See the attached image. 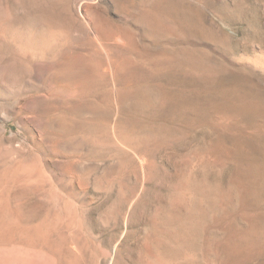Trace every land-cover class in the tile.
Returning a JSON list of instances; mask_svg holds the SVG:
<instances>
[{
    "label": "rangeland",
    "instance_id": "rangeland-1",
    "mask_svg": "<svg viewBox=\"0 0 264 264\" xmlns=\"http://www.w3.org/2000/svg\"><path fill=\"white\" fill-rule=\"evenodd\" d=\"M0 175V264H264V0H0Z\"/></svg>",
    "mask_w": 264,
    "mask_h": 264
},
{
    "label": "bare ground",
    "instance_id": "bare-ground-1",
    "mask_svg": "<svg viewBox=\"0 0 264 264\" xmlns=\"http://www.w3.org/2000/svg\"><path fill=\"white\" fill-rule=\"evenodd\" d=\"M1 176V175H0ZM9 203V202H8ZM4 215H5V213H4ZM2 216V214L0 215V223H2V224H5V223H7V221H6V219H7V216ZM8 220V219H7Z\"/></svg>",
    "mask_w": 264,
    "mask_h": 264
}]
</instances>
